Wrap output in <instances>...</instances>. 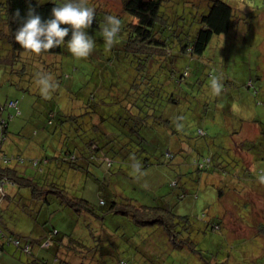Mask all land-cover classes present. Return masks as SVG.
<instances>
[{
  "label": "rangeland",
  "instance_id": "374dc122",
  "mask_svg": "<svg viewBox=\"0 0 264 264\" xmlns=\"http://www.w3.org/2000/svg\"><path fill=\"white\" fill-rule=\"evenodd\" d=\"M172 1L171 20L176 22L174 27L183 29L174 37L173 27L164 29L177 57L159 69L151 63L150 70H144L140 58L119 51L114 54L113 65L102 59L101 51L107 59L109 50L101 29L107 15L119 16L123 25V0H85L95 10L88 31L96 44L87 58L74 57L65 43L58 54L25 51L15 57L9 52L11 56L0 59V98H19L21 102L5 149L21 152L28 160L49 157L42 172L40 166L31 165L27 174L36 176L44 190L55 184L71 197L85 198L95 208V214L77 212L55 193L48 192L46 202L35 197L32 188L8 186L12 198L6 230L36 238L56 227L66 236L96 245L99 252L94 264H264V203L260 204L253 192L264 183V173L235 160V151L226 141L238 131L241 119L237 114L244 108L261 124L259 148L264 151V0H225L233 6L231 31L215 35L203 55L193 59L179 53L180 43H191L195 38L200 28L196 15L206 12L209 0ZM185 68L186 79L175 84L176 76ZM41 73L51 74L56 84L48 96L42 95L36 84ZM250 78L254 83L248 81ZM213 79L222 86L219 94L212 89ZM134 80L144 91L133 101L134 110L147 111L154 107V100L158 104L155 116H151L152 130L144 131L145 151L138 142L126 141L131 137V117L117 108L120 98L133 99L134 90L127 91ZM254 85L256 95L247 88ZM146 87L153 90L150 97L145 95ZM172 89L175 100L167 102L162 96ZM50 112L56 114L54 124L45 128L50 136L34 134L32 130L39 127L38 123L44 124ZM227 116L228 126L224 121ZM22 124L23 135L15 134ZM248 126L253 131V125ZM199 128L206 134L200 135ZM174 137L179 138L184 150L179 149L164 162L162 154L171 148ZM90 139L99 140L102 146L107 143L112 166L95 161L87 167L81 158L76 167L69 163L61 144L76 142L85 149ZM208 156L212 161L205 170L196 169L194 160L203 161ZM28 160L12 164L23 168L30 164ZM112 200L125 203L122 208L128 209L130 204L133 212L132 206L140 208L141 204L155 210L166 208L167 212L160 211L172 228L144 223L145 218L134 215H109L106 209ZM2 253L0 264L28 261L13 246ZM42 253L47 256V251Z\"/></svg>",
  "mask_w": 264,
  "mask_h": 264
},
{
  "label": "trees",
  "instance_id": "16d2710c",
  "mask_svg": "<svg viewBox=\"0 0 264 264\" xmlns=\"http://www.w3.org/2000/svg\"><path fill=\"white\" fill-rule=\"evenodd\" d=\"M56 2H59V0H0V45H2V47L0 48L1 60H5L6 58H8V54L9 56H11L9 52H11L12 56L14 55L15 57L19 55V53L25 51L30 52L23 49L15 41L14 34L17 28L23 23V19L27 17L30 10H34L35 13L39 14L43 19L49 18L51 16L53 3ZM172 2L171 0H123L125 19L123 25L121 26L118 40L111 47H107V49L109 50V56L107 59L105 58L106 54L101 51L103 49H100V51L102 52V59H105L113 65L115 63V59L113 58L114 54L118 51L123 53L124 55L131 54L135 57V59L140 58V65L144 70H150L151 63H153V68L156 67L159 69L164 66V63L166 64L168 59H175L177 56L174 54V44L171 43V37L166 34L167 30L164 29L173 27L174 37L176 34L180 35L181 29L183 28L180 25L177 27H174L173 25L174 22L171 20V15L174 8V2L173 4ZM206 5V12H198L196 15V19L200 25V28L198 29L195 38L191 43H180L181 49L179 53L181 55L187 54L191 57V59H193V57H201L215 35L229 33L232 29L234 13L233 6L231 4L227 3L225 0H209ZM163 6L164 10H162ZM67 39L68 37L65 38L66 41ZM64 45L50 50L42 51L41 53H61L63 51ZM6 50H8V53H4ZM102 74L105 78V72H103ZM186 75L187 68H185L182 72L179 73L178 76H176L174 83L181 84L184 79H186ZM249 82L252 83V80H249ZM105 83L108 82H104V84ZM102 85L103 84H101V87L103 89L106 88ZM128 85L130 89L127 91V93L134 90V95L132 96L133 99L129 100L126 96L124 98H120L119 103H121V105L117 108L120 111L124 109V111L127 112L126 115L125 113H122V115L131 117L130 124L132 126L130 127V130L132 138L127 136L126 141L130 139L129 142H131V140L136 141V144L138 142V144H140L139 147L141 151H145L147 146L143 145V143L146 142L147 139L144 135V131H147V129L152 130V126L150 124L153 119L151 116H155L156 112L154 111L156 109L155 104H157V102L155 100L152 101L154 107H148L149 109L147 111L140 109L138 110L137 108V110H134L136 105L133 101L137 99L138 93H144V91L141 90L140 85L137 83V80L132 81ZM150 87H146L147 93L145 94L149 97L152 95L153 91L152 89H150ZM252 89H254V92L256 93L255 90H257V88L255 85ZM124 90H126L125 87ZM175 91L172 89V93L166 94L165 97L162 95L161 96L167 102L169 99L175 100ZM119 93H122V91H120ZM125 98L128 99L126 100L127 102L125 101ZM4 99L2 98L1 100L0 98V118L5 119V125L7 124L6 126H0V182L3 181V187L5 190V195L2 200V203H4H0V254L2 252V254L6 253V248L8 246H13L16 249H19L22 252L21 254L25 255V260H28L25 264H94L95 257L99 252L96 245H87L81 238L71 235L66 236L65 234L61 233L56 227H53L48 231H44L39 237L36 238L24 237L6 230L5 223L8 218V203L10 198H12V195L10 194L11 191L7 189L8 186H13V188H32L33 195L37 198H44L46 202H48L47 193H55L62 198L63 203L72 206L77 212L86 211L90 212L91 214H95V208L91 206L88 200H86L85 198L75 196L71 197L69 196L68 192L65 193L63 189L54 186L55 184L52 185L51 189L44 190V188L38 184L39 181L36 176L27 174L26 171L30 170L31 165L33 167L40 166L39 171L42 172L44 165L48 164L50 161L49 157L44 156L42 158L28 160L27 158L23 157V154L21 152L10 153L5 149L4 143L6 141L7 134L10 132L11 124L15 122L14 118L20 114H18L19 108L14 109L8 106V102L10 100L19 98L6 97ZM20 103L21 102H19V104ZM12 109H14L15 111L13 112ZM59 115L60 113L58 114V116ZM55 117L56 114L54 112H50L44 124L38 123L39 127L34 128L32 130L33 133H42L43 137L46 138L50 136V132H48L49 130H46L45 128H48L49 126L54 124ZM159 118L160 121L163 120V116L161 115V113L159 114ZM24 126L25 124L18 126V129L16 130L17 132L15 134L19 133V135H23ZM198 130L200 135L206 134L204 129L199 128ZM64 145L61 144V151L65 153L66 159H68L69 163H71L74 167L77 166L79 158H81L83 162L87 164V167H89V164H92V162L95 161L106 162L109 166H112L113 159L109 155L108 149H106L107 143L102 146V144L99 145V140L90 139L86 143L88 148L85 147V149L76 142H71L70 145L67 146ZM71 145H74V147L69 148V146ZM58 146H60V141L58 142ZM170 146L171 148H167L166 151H164L162 154L164 162H169L171 158H173L174 154L179 152V149L184 150L181 147V141L178 137L171 138ZM122 147V144H120L119 149H122ZM207 158L209 159V162L212 161V158L210 156L206 157L205 159ZM26 160H28L30 164L23 168H19L18 165L12 164L14 161L21 164L23 162H26ZM148 163V161L144 162L145 165H147ZM194 163L196 164L195 166H197L196 169H198L199 171L205 170L206 167H199V159H195ZM123 205L119 204L117 201L112 200L109 207L106 209V212L109 215L123 213L127 214L131 218L134 215L138 218L140 217L147 219L143 220L144 223L157 222L162 225L165 224V228L169 230L170 228H172L171 223L167 222L165 215L163 214L165 211L167 212L166 208L158 207L159 210H155L153 207H148L141 204L140 208L132 206L135 210L133 212L130 204H127L128 207H130L128 209L125 207L122 208ZM160 209L163 210V213L160 211ZM213 226L214 223L212 224V228ZM170 233L172 236H175L172 231H170ZM43 251H47V256L43 255ZM17 258L21 259L20 257ZM19 262L21 261L19 260Z\"/></svg>",
  "mask_w": 264,
  "mask_h": 264
},
{
  "label": "clouds",
  "instance_id": "9594fccd",
  "mask_svg": "<svg viewBox=\"0 0 264 264\" xmlns=\"http://www.w3.org/2000/svg\"><path fill=\"white\" fill-rule=\"evenodd\" d=\"M243 7V5H237ZM95 10L85 0H59L53 3L51 16L43 19L34 10H30L23 23L17 28L14 39L23 49L33 54L50 50L66 43L68 51L76 58L89 57L94 48L95 40L88 31L94 22ZM122 20L117 15H107L101 29L105 45L111 47L119 37ZM70 33V36H69ZM68 37L67 41L65 38ZM36 84L39 92L48 96L56 84L51 74H38ZM216 79L212 81V89L216 94L221 91Z\"/></svg>",
  "mask_w": 264,
  "mask_h": 264
},
{
  "label": "crops",
  "instance_id": "0c3cea01",
  "mask_svg": "<svg viewBox=\"0 0 264 264\" xmlns=\"http://www.w3.org/2000/svg\"><path fill=\"white\" fill-rule=\"evenodd\" d=\"M258 79L260 80V78ZM249 80H252V83H254V80L252 78H250ZM247 88L252 92L253 95H256L258 93V90H255V93L254 89H252L250 86H247ZM237 115H239L241 119L237 129L238 131H236L233 135L234 138L232 136H227V144L231 147V150L234 149V155L236 157L235 160L251 169L253 168V166L256 168H260V170H262V173H264V158H262L264 151L259 148L262 130L261 124L258 122L259 120H256L255 115L252 116V113L247 112L244 108L240 109L239 114ZM228 118L229 116H227V118H224L227 126L230 124V121L226 120ZM250 124L253 125V131H250L251 129L248 128V125ZM256 142L258 145L256 144ZM259 161H261V163H259ZM253 192H255L254 195H256L260 204L261 202L264 203V183L261 182L259 189L256 188L253 190Z\"/></svg>",
  "mask_w": 264,
  "mask_h": 264
},
{
  "label": "built area",
  "instance_id": "2783aa9c",
  "mask_svg": "<svg viewBox=\"0 0 264 264\" xmlns=\"http://www.w3.org/2000/svg\"><path fill=\"white\" fill-rule=\"evenodd\" d=\"M19 102H20L19 99L10 100L8 102V106L12 107L14 109H18L19 108ZM6 125H5V119L0 118V126H6ZM208 163H209V159L207 158V159H204L203 161H199L198 165L200 168H205ZM4 195H5V190H4L3 181H2V182H0V203L2 202V200L4 198Z\"/></svg>",
  "mask_w": 264,
  "mask_h": 264
}]
</instances>
